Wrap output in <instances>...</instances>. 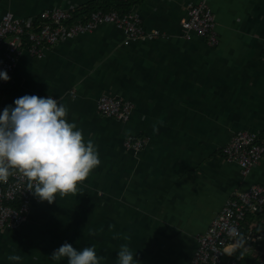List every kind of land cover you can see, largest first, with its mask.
Instances as JSON below:
<instances>
[{
	"label": "crops",
	"instance_id": "1",
	"mask_svg": "<svg viewBox=\"0 0 264 264\" xmlns=\"http://www.w3.org/2000/svg\"><path fill=\"white\" fill-rule=\"evenodd\" d=\"M106 1L0 0V21L8 11L36 18L45 9ZM200 2L214 12L216 46L183 27L189 4ZM132 3L145 30L159 36L127 41L115 24H100L41 57L23 52L17 85L0 93V110L24 94L60 98L67 120L96 145L100 159L76 193L52 203L33 194L28 220L0 228V264H67L50 258L66 241L95 245L101 264H116L121 244L135 252L137 264H191L198 237L234 193L264 186V156L244 174L223 155L240 131L264 140V0ZM105 94L133 104L129 121L99 112ZM129 136L144 138L145 146L128 150ZM254 222L249 214L246 227ZM13 254L21 260L9 261Z\"/></svg>",
	"mask_w": 264,
	"mask_h": 264
},
{
	"label": "built area",
	"instance_id": "2",
	"mask_svg": "<svg viewBox=\"0 0 264 264\" xmlns=\"http://www.w3.org/2000/svg\"><path fill=\"white\" fill-rule=\"evenodd\" d=\"M75 11L45 9L36 18H21L10 11L3 15L0 21V70H6L10 79H0V93L17 85L15 71L25 51L41 57L45 48L90 32L104 23H113L121 28L127 41L160 35L159 31L148 33L134 10L124 14L115 10H97L85 20L75 18ZM215 26L214 12L206 2L189 4L188 16L183 21L187 35L197 33L210 46H216L219 38ZM133 108L129 100L108 94L98 100L101 114L122 122L129 121ZM145 143L144 138L129 136L124 146L138 151ZM223 155L230 162L239 164L243 173L247 174L262 160L264 140L255 132L240 131L223 147ZM28 187V179L20 172L11 175L6 182H0V228L17 229L28 220L33 197V191ZM249 214L255 216L254 227L250 234L244 236V222ZM258 226L264 227V186L255 184L247 190L235 192L226 202L207 230L198 237V247L191 264H243L240 259L232 258L233 254L225 253L233 248L244 250L243 245L256 252L254 264H264V243L261 242L264 233L259 231ZM230 228L236 229L235 236L228 234Z\"/></svg>",
	"mask_w": 264,
	"mask_h": 264
},
{
	"label": "clouds",
	"instance_id": "3",
	"mask_svg": "<svg viewBox=\"0 0 264 264\" xmlns=\"http://www.w3.org/2000/svg\"><path fill=\"white\" fill-rule=\"evenodd\" d=\"M0 79L9 80L6 70ZM68 108L52 96L24 94L13 104L0 110V182L20 172L29 181V189L41 201L52 203L57 196L76 193L90 172L100 164L96 145L85 140L82 129L67 120ZM230 236L236 229H228ZM237 249H228L231 255ZM54 261L67 264H101L95 245L82 248L63 243L50 255ZM9 261L21 257L10 255ZM135 252L128 244H121L116 252V264H137Z\"/></svg>",
	"mask_w": 264,
	"mask_h": 264
},
{
	"label": "trees",
	"instance_id": "4",
	"mask_svg": "<svg viewBox=\"0 0 264 264\" xmlns=\"http://www.w3.org/2000/svg\"><path fill=\"white\" fill-rule=\"evenodd\" d=\"M132 4H133L132 0H127V1H124V0L109 1L108 0L104 4H99V5H97L96 3H90L76 10L74 16L75 18L81 17L85 20L91 15L92 12L97 11V10H102L105 12L115 10V11H118L124 14V13H128L132 11V7H131ZM246 226L247 225L244 222V231H243L244 236L250 234L251 232V229ZM258 227H260L259 231L264 233V227L263 226H258ZM261 242L264 243V239L261 240ZM232 258L240 259V261H242L243 264H254L256 260L254 254H252L251 252H244L241 248L233 253Z\"/></svg>",
	"mask_w": 264,
	"mask_h": 264
}]
</instances>
